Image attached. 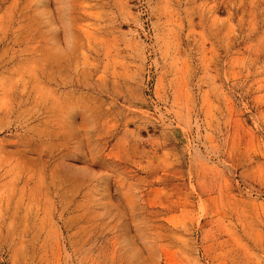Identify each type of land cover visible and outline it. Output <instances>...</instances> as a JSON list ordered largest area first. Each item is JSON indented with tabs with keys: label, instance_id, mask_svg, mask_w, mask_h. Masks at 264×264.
<instances>
[{
	"label": "rangeland",
	"instance_id": "374dc122",
	"mask_svg": "<svg viewBox=\"0 0 264 264\" xmlns=\"http://www.w3.org/2000/svg\"><path fill=\"white\" fill-rule=\"evenodd\" d=\"M0 264H264V0H0Z\"/></svg>",
	"mask_w": 264,
	"mask_h": 264
}]
</instances>
